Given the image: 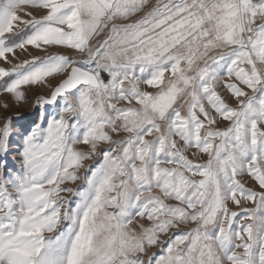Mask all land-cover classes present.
<instances>
[{
	"label": "snow or ice",
	"instance_id": "obj_1",
	"mask_svg": "<svg viewBox=\"0 0 264 264\" xmlns=\"http://www.w3.org/2000/svg\"><path fill=\"white\" fill-rule=\"evenodd\" d=\"M0 264H264V0H0Z\"/></svg>",
	"mask_w": 264,
	"mask_h": 264
},
{
	"label": "rangeland",
	"instance_id": "obj_2",
	"mask_svg": "<svg viewBox=\"0 0 264 264\" xmlns=\"http://www.w3.org/2000/svg\"><path fill=\"white\" fill-rule=\"evenodd\" d=\"M34 54H40V53H34ZM18 55H21V58H27L26 56H23V54L18 53ZM35 94H36L35 92L32 93L33 99L35 98ZM79 183L80 182H78V184L77 185H74L73 187H78L79 186Z\"/></svg>",
	"mask_w": 264,
	"mask_h": 264
}]
</instances>
